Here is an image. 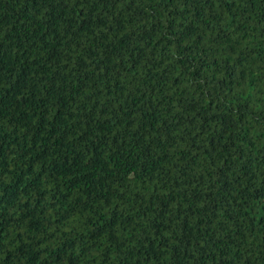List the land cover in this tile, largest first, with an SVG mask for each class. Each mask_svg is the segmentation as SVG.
<instances>
[{"label":"trees","instance_id":"16d2710c","mask_svg":"<svg viewBox=\"0 0 264 264\" xmlns=\"http://www.w3.org/2000/svg\"><path fill=\"white\" fill-rule=\"evenodd\" d=\"M0 264H264V0H0Z\"/></svg>","mask_w":264,"mask_h":264}]
</instances>
